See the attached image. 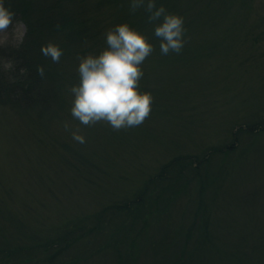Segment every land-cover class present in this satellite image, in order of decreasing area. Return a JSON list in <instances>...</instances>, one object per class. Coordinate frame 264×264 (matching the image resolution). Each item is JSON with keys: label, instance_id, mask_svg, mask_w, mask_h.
I'll return each instance as SVG.
<instances>
[{"label": "rangeland", "instance_id": "rangeland-1", "mask_svg": "<svg viewBox=\"0 0 264 264\" xmlns=\"http://www.w3.org/2000/svg\"><path fill=\"white\" fill-rule=\"evenodd\" d=\"M198 3L197 11L208 22L204 19L199 26L202 31L187 38L194 43L188 49L196 48L197 56L188 63L159 68L153 79L157 84L152 104L157 106L151 107L140 126L113 131L104 122L84 126L66 119L72 131L79 129L86 143L74 141L63 123L57 124V134H62L60 142L67 146H61L59 142L40 143L20 117L0 107V198H8V208L27 206L31 210L37 221L27 223L31 229L25 231L71 226L109 203L131 202L176 156H202L209 149L224 152L234 144V154L217 153L205 165L207 188L203 190L207 195L201 203L198 188L172 196V191L152 186L146 199L148 206L157 207L148 220L151 230L137 225L130 237L149 232L153 239L168 236L179 240L183 227L192 226L190 215H207L209 221L216 214L222 218L215 230L217 247L234 249L239 242L264 235V134L251 136L240 131L248 129L249 121L264 120V0ZM24 34L25 25L14 18L12 27L0 32V47L18 45ZM200 53L208 56L199 57ZM53 153L57 159L66 156L70 164L54 160ZM74 153L87 157V162H78ZM72 158L75 163L71 164ZM157 194L163 199L156 200ZM167 210L169 217L157 223L159 213ZM23 212L29 214L25 208ZM130 225L116 217L107 226L108 237L103 242L110 240L109 230H114L116 238L118 229L128 232ZM96 240L102 239L92 243ZM215 250L204 256V264H229L217 259ZM91 254L79 264H114L116 257L111 250Z\"/></svg>", "mask_w": 264, "mask_h": 264}, {"label": "trees", "instance_id": "trees-1", "mask_svg": "<svg viewBox=\"0 0 264 264\" xmlns=\"http://www.w3.org/2000/svg\"><path fill=\"white\" fill-rule=\"evenodd\" d=\"M129 2L130 0H4L5 7L15 13L14 18L20 19L25 25V34L18 45L0 47V107L20 117L31 128L34 138L40 139V143H61L63 136L57 134V129L66 119H72L70 109L73 96L69 89L79 83L77 56L99 55L106 47L105 32L114 26L126 23L147 37L148 42L154 46L152 54L140 66L144 76L139 81L141 92L150 93L152 97L156 93L154 85L157 84L153 79L159 68L188 63L197 56L196 48L188 49L194 44L188 39L181 54L161 55L160 40L154 35L155 25L148 22L147 13L143 9L132 13ZM198 2L199 0H156L157 7L163 5L167 12L184 18L187 38L202 31L199 26L204 23V19L208 22L205 14L197 11ZM222 6V11L226 12V4ZM48 42L57 44L63 50L59 63H53L50 58L42 55L41 47ZM198 56L208 54L200 53ZM38 65L44 67V79L37 71ZM153 105L157 106L152 104L151 107ZM246 125L248 129L240 128L246 135L264 134V120L249 121ZM43 133H48L49 136H41ZM60 145L67 146V143L62 142ZM235 150L232 144L224 152L209 149L202 156H176L146 183L133 201L109 203L96 215L57 229L33 227L32 231H25L31 229L27 223L37 221L32 218L31 210L27 206L23 207L29 213L26 214L23 208H8V198L2 196L0 264H79L84 259L91 258L84 256L92 255L94 250L113 251L116 255L114 264H204V256L212 253L215 248L216 258L226 260L229 264H264L263 234L247 243L239 242L234 249L217 247L215 230L219 229L222 221L217 212L209 221L206 212H203L206 218L189 213L188 221L193 219L192 226L183 227L181 236L178 233L179 240L168 236L160 240L153 239L149 232L148 235L137 232L138 238L130 237L131 230L137 225H147L146 231L151 230L148 220L157 207L153 209V206H148L146 199L150 197L149 189L152 186L172 191V196L198 188L201 203L207 195L206 190H203L207 182L204 181L207 172L205 165L210 164L215 154L232 155ZM73 156L80 163V160L87 162V157L75 153ZM55 157L53 153V159ZM39 159L42 160L43 157L40 156ZM72 160L73 158L71 164L75 163ZM63 162L70 164L66 156ZM92 165L97 168L94 163ZM154 198L159 200L163 196L157 194ZM28 215L30 219L26 217ZM169 215V210L165 214L159 213L157 223L166 220ZM116 217L129 221L132 224L130 230L121 232L118 229L120 234L116 238L114 230H109L110 240L103 242ZM6 231H10V234ZM94 239L102 240H96L94 244Z\"/></svg>", "mask_w": 264, "mask_h": 264}, {"label": "clouds", "instance_id": "clouds-1", "mask_svg": "<svg viewBox=\"0 0 264 264\" xmlns=\"http://www.w3.org/2000/svg\"><path fill=\"white\" fill-rule=\"evenodd\" d=\"M129 9L132 13L139 9L147 13L148 22L155 25L154 35L160 40L161 55L181 54L187 43L182 16L167 12L163 5L157 7L156 0H130ZM14 17L15 13L0 0V32L12 27ZM104 35L106 47L99 55L77 56L79 83L69 89L73 96L71 116L84 126L104 122L113 131L138 127L152 110L153 97L139 91V81L144 76L140 66L154 46L126 23L114 26ZM41 53L53 63H59L64 54L53 42L43 45ZM37 71L44 79V67L38 65ZM63 127L71 132L74 141L86 143L78 128L72 131L68 122Z\"/></svg>", "mask_w": 264, "mask_h": 264}]
</instances>
